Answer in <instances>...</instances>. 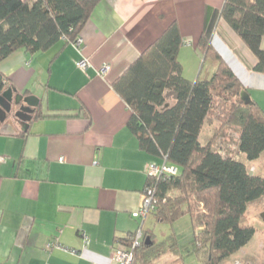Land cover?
I'll use <instances>...</instances> for the list:
<instances>
[{"label": "crops", "instance_id": "obj_1", "mask_svg": "<svg viewBox=\"0 0 264 264\" xmlns=\"http://www.w3.org/2000/svg\"><path fill=\"white\" fill-rule=\"evenodd\" d=\"M224 1L100 0L79 48L59 41L0 61L5 89L35 104L27 128L18 106L0 122V264H114L141 223L146 165L160 160L128 129L131 110L112 84L171 23L183 39L182 74L199 70L198 42L209 35L264 111V66L255 69L256 55L220 17Z\"/></svg>", "mask_w": 264, "mask_h": 264}, {"label": "trees", "instance_id": "obj_2", "mask_svg": "<svg viewBox=\"0 0 264 264\" xmlns=\"http://www.w3.org/2000/svg\"><path fill=\"white\" fill-rule=\"evenodd\" d=\"M99 1L0 0V61L20 49L33 53L59 41L73 44ZM219 15L256 55L255 69L262 70L264 0H225ZM182 43L173 22L112 85L131 110L127 127L140 147L158 158V163L165 160L178 170L176 175L147 177L145 185H154L156 199L149 214L170 223L188 214L199 264H217L254 234V227L244 224L242 218L249 203L264 195V176L216 150L215 134L204 142L200 133L214 96L228 99L224 123L239 129L238 150L247 161H255L264 153V111L253 99L251 104L240 99V92L247 89L209 35L200 37L198 48L213 73L194 81L186 79L178 59ZM5 84L0 71V94ZM193 200L201 210L194 211ZM143 230L145 236L133 251L132 264H182L177 249L172 245L157 248L159 244L150 238L153 233L144 225ZM132 234L125 237L124 244L130 243Z\"/></svg>", "mask_w": 264, "mask_h": 264}, {"label": "rangeland", "instance_id": "obj_3", "mask_svg": "<svg viewBox=\"0 0 264 264\" xmlns=\"http://www.w3.org/2000/svg\"><path fill=\"white\" fill-rule=\"evenodd\" d=\"M212 73L213 67L209 65L207 59L203 60L202 58L198 71L188 74L185 71L183 76L188 80L194 81L197 76L204 78L211 76ZM229 105L228 99L225 100L222 97L214 96L204 131L211 128L212 133L215 134L213 147L216 150H220L236 160L245 162L250 172L264 176V153L255 161H247L238 150L239 129L236 126L224 123ZM192 205L194 211L197 208L201 210L199 202L193 200ZM263 214L264 195L249 203L242 218L244 224L254 227L255 232L250 240L242 248L217 264H264V220L261 217ZM144 229L153 233L154 236L152 235L150 238L155 239L157 244H159L157 248L162 246L171 248L170 245H172L173 248L177 249L182 264H199L195 251L194 229L188 214L181 215L170 223L157 221L153 218L152 213H148Z\"/></svg>", "mask_w": 264, "mask_h": 264}, {"label": "built area", "instance_id": "obj_4", "mask_svg": "<svg viewBox=\"0 0 264 264\" xmlns=\"http://www.w3.org/2000/svg\"><path fill=\"white\" fill-rule=\"evenodd\" d=\"M81 43V38L78 37L73 45L79 48ZM77 65L81 68H85L88 65V61L86 58L80 59L77 61ZM108 69V66H104L101 69V73H105ZM4 160L3 157H0V161ZM60 161L63 160L62 158L59 159ZM177 167L174 165H169L164 160L161 163H154L150 162L146 165V175L149 178L157 179L161 175H176L177 174ZM155 187L153 184L145 185L144 188V197L142 205L139 207L137 211H135L134 216L139 217L141 223L139 228L132 234L131 241L128 245L121 244L120 247L116 248L111 256V260L114 264H132L133 260V251L135 248L140 246L142 240L144 238V230H143V222L145 218L148 216V213L154 208L156 204V199L154 197Z\"/></svg>", "mask_w": 264, "mask_h": 264}, {"label": "water", "instance_id": "obj_5", "mask_svg": "<svg viewBox=\"0 0 264 264\" xmlns=\"http://www.w3.org/2000/svg\"><path fill=\"white\" fill-rule=\"evenodd\" d=\"M240 99L245 104H251L252 99L249 93L245 90L240 92ZM23 102L30 103L26 97H23L21 94H15L11 88H6L0 94V122H2L6 116L13 110V107L18 106L14 111V116H16L21 122H25L27 128V123L31 120L34 113L35 104L33 103L32 107L25 106ZM264 217V214H263ZM148 237H146V242H148Z\"/></svg>", "mask_w": 264, "mask_h": 264}, {"label": "flooded vegetation", "instance_id": "obj_6", "mask_svg": "<svg viewBox=\"0 0 264 264\" xmlns=\"http://www.w3.org/2000/svg\"><path fill=\"white\" fill-rule=\"evenodd\" d=\"M262 218H263V220H264V217H263V215L261 216Z\"/></svg>", "mask_w": 264, "mask_h": 264}]
</instances>
